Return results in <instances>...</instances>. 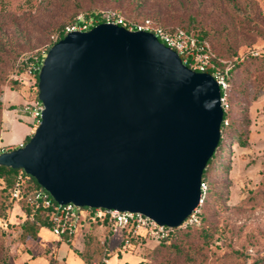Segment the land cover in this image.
<instances>
[{
    "label": "water",
    "instance_id": "water-1",
    "mask_svg": "<svg viewBox=\"0 0 264 264\" xmlns=\"http://www.w3.org/2000/svg\"><path fill=\"white\" fill-rule=\"evenodd\" d=\"M40 121L0 152L58 204L141 213L178 227L199 206L223 119L213 76L151 32L99 23L53 43L38 71Z\"/></svg>",
    "mask_w": 264,
    "mask_h": 264
},
{
    "label": "rangeland",
    "instance_id": "rangeland-1",
    "mask_svg": "<svg viewBox=\"0 0 264 264\" xmlns=\"http://www.w3.org/2000/svg\"><path fill=\"white\" fill-rule=\"evenodd\" d=\"M234 3L242 15L228 0H0L1 152L15 148L2 137L4 114L14 107L5 101L6 93L24 88L32 100L35 71L28 69L46 55L51 35L75 14L76 20L105 8L127 20L150 17L204 34L221 69L235 64L228 121L247 141L246 146L222 143L206 173L213 192L199 207L198 225L176 231L170 242L145 239L130 250H121L120 244L113 249L120 237L117 228L93 230L92 238L81 228L71 242L62 241L70 255L59 260L60 244L48 228H22L25 215L0 177V264H48L51 257L57 264H264V62H246L264 55V0ZM108 237L109 255L95 261L98 244L106 245Z\"/></svg>",
    "mask_w": 264,
    "mask_h": 264
},
{
    "label": "built area",
    "instance_id": "built-area-1",
    "mask_svg": "<svg viewBox=\"0 0 264 264\" xmlns=\"http://www.w3.org/2000/svg\"><path fill=\"white\" fill-rule=\"evenodd\" d=\"M99 23H113L123 26L129 31H146L151 32L161 43L174 50L184 65L196 72H207L213 76L219 85L220 102L224 113L230 109L228 94L231 88L229 68H220L215 62L216 56L211 51L208 43L202 39L189 34L182 28L169 30L160 25L155 24L151 19L146 18L139 21L127 20L118 11L113 9H100L94 14L88 16L79 15L73 24L65 27V34L70 31H87L91 27ZM41 66V63H40ZM39 66V67H40ZM39 67H29L28 73L33 74ZM25 82V81H23ZM26 109H30L31 117L35 127L40 121V114L43 105L38 99L29 100L26 103ZM224 125L228 124V119H222ZM23 142L18 146H23ZM29 175L22 169H19L17 178L12 188V196L15 201L21 197L23 185L26 183ZM206 189L204 182H201V199L199 206L189 214L184 221L175 228L160 225L149 217L134 212H122L112 209L91 208L75 205L74 203L58 204L46 193L34 188L32 192L25 196V201L34 208L40 206L50 209L48 219L50 221V231L52 234L60 238L64 234H76L81 228L87 230L91 221L106 220L114 228L122 231V239L120 242L121 250H130L138 248L142 244L140 239H150L156 243L165 241L169 233L176 228H188L199 224L200 222V204ZM47 192V191H46ZM49 194V193H48ZM125 233V236H124ZM137 239L138 243L134 244L133 240Z\"/></svg>",
    "mask_w": 264,
    "mask_h": 264
},
{
    "label": "trees",
    "instance_id": "trees-1",
    "mask_svg": "<svg viewBox=\"0 0 264 264\" xmlns=\"http://www.w3.org/2000/svg\"><path fill=\"white\" fill-rule=\"evenodd\" d=\"M229 5L233 8V10L237 13L242 15L243 13L241 12L240 8L234 3V0H228ZM109 9V8H108ZM100 9H98L99 11ZM114 10V9H113ZM117 11V10H116ZM121 14V13H120ZM76 15V14H75ZM75 15L66 23H64L59 29H57L52 35H51V43L50 45L47 47L46 49V53L48 51V49L50 48V46L55 43L56 41H58L59 39H61L62 37L65 36V27L69 24H72L75 20ZM149 19H151L150 17H148ZM152 20V19H151ZM153 22H155L153 20ZM155 24L162 26L163 28L166 29H173V27H167L163 24H160L158 22H155ZM182 28L185 31H187L189 34H191L192 36L196 37L197 39H206L205 35L199 32H195L190 30L189 28H185L182 26H176L174 28ZM216 56V55H215ZM44 56L40 59V61L37 63V67L40 66V63L42 62ZM249 59V61H248ZM246 59V62L249 63L250 66H253V64H255L256 62H264V55H258L256 54L255 57H250ZM218 57H216V59H214V62L219 66L220 63L217 62ZM242 63H245V60H242ZM235 66L234 63H232L230 61V68H229V72H230V76H232V69ZM35 83H34V87H32L35 92H34V96L33 99H38V69L35 71ZM232 78V77H231ZM24 89V88H23ZM22 90V89H21ZM223 118L225 119H229V115L228 113H224ZM220 139L218 142L217 147L214 150V153L212 155V157L208 160L203 173H202V182L205 183L206 185V189L202 198V203L200 204V206H202V204L204 202H206L209 198V196L212 194V187H210V185L208 184L207 180H206V173L210 167V165L215 161V159L218 156L219 153V149L222 145L223 142H225V140H230L229 143L231 142V144H233V142H237L240 146H246L247 141L243 138L242 136V132L235 126L231 124V121H228L227 125H224L223 122L221 123V132H220ZM31 137V135L29 137H27L23 144H25L29 138ZM1 152V151H0ZM19 172V169H12L9 167H5V166H1L0 165V177L3 179V182L5 184V188L8 190V195L11 199V201H14L16 204L19 205L22 213L25 215V221L23 222L22 228L25 229L26 227L29 228H33V229H41L42 227H50V221L48 219V213L50 212L49 208L46 207H38V208H34L32 205L28 204L25 201V196L30 194L32 192V190L34 188H39L41 190H43L46 195L51 198L50 194H48V192H46L37 182L36 180L29 176L28 179L26 180V183L23 185L22 187V193H21V197L19 198L18 201H15L14 197L12 196V188L13 185L15 183V180L17 178V173ZM191 227L188 228H176L173 229L167 239L165 241L162 242H170L173 240V237L175 236V234L177 233L176 231H188L190 230ZM107 229H112V225L110 223H108L106 220H102V221H91L89 223L88 229L86 230L88 232V238H92L93 237V230H107ZM111 233H109V237H110ZM75 234H64L62 235L59 240H58V244H60L62 241L65 242H71V240L74 238ZM125 236V233H124ZM109 237L107 239V244L106 245H99L98 244V249H97V253L94 255L95 256V261L104 259L106 256L109 255V249H108V241H109ZM87 238V244L92 243L91 239ZM141 243L144 241V238L140 239ZM161 242V243H162ZM134 244L138 243L137 239L133 240ZM56 257H51L48 261V264H57L56 262ZM5 264H13L11 262H7ZM87 264V263H86Z\"/></svg>",
    "mask_w": 264,
    "mask_h": 264
},
{
    "label": "crops",
    "instance_id": "crops-1",
    "mask_svg": "<svg viewBox=\"0 0 264 264\" xmlns=\"http://www.w3.org/2000/svg\"><path fill=\"white\" fill-rule=\"evenodd\" d=\"M5 101L10 102L14 107L12 110L7 111L4 114V131L2 137L5 143L15 144L14 147L16 148L19 143L23 142L33 133L35 128L30 109H26V103L29 102L28 93L25 89H22L21 91L9 90L5 95ZM53 238L59 240V238L54 235ZM121 239L122 231L120 230V237L118 241L115 242L113 249L120 244ZM67 250L68 246L64 242H61L58 248L57 258L60 260V258L65 257L66 255L69 256L70 253H68Z\"/></svg>",
    "mask_w": 264,
    "mask_h": 264
}]
</instances>
